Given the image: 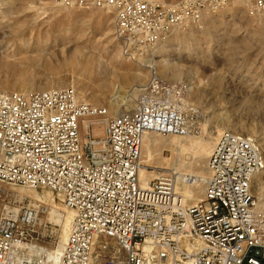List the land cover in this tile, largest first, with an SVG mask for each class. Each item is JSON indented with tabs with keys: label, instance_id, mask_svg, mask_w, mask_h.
Here are the masks:
<instances>
[{
	"label": "built area",
	"instance_id": "built-area-1",
	"mask_svg": "<svg viewBox=\"0 0 264 264\" xmlns=\"http://www.w3.org/2000/svg\"><path fill=\"white\" fill-rule=\"evenodd\" d=\"M54 1L111 12L126 52L144 55L233 0ZM242 1L264 25V0ZM149 67L133 107L113 116L71 86L0 92V264H51L39 241L45 208L15 187L47 189L73 212L57 264H264V205L253 189L264 156L253 137L220 134L195 203L182 201L168 169L141 185L145 133L192 131L186 84Z\"/></svg>",
	"mask_w": 264,
	"mask_h": 264
},
{
	"label": "rangeland",
	"instance_id": "rangeland-1",
	"mask_svg": "<svg viewBox=\"0 0 264 264\" xmlns=\"http://www.w3.org/2000/svg\"><path fill=\"white\" fill-rule=\"evenodd\" d=\"M246 8L244 1L233 0L206 12L200 24L176 29L153 54L141 55L126 52L115 34L114 15L106 10L63 8L54 0H0V92L71 86L85 102L107 107L113 116L133 107L150 81L149 66L167 83H185L188 108L183 112L192 131H151L145 140L159 143L144 142L141 177L153 179L160 169L171 171L176 182L195 177V183H187L200 194L188 199L179 193L186 204L195 203L204 196L206 165L216 140L230 130L219 126L223 121L256 139L264 156V25ZM261 175L254 185L264 196ZM14 191L45 208L40 243L52 253L63 247L69 229L52 220L51 212L70 217L71 210L47 189Z\"/></svg>",
	"mask_w": 264,
	"mask_h": 264
},
{
	"label": "bare ground",
	"instance_id": "bare-ground-1",
	"mask_svg": "<svg viewBox=\"0 0 264 264\" xmlns=\"http://www.w3.org/2000/svg\"><path fill=\"white\" fill-rule=\"evenodd\" d=\"M207 16H208V14H207ZM207 16H205L204 15V17H207ZM205 19V18H204ZM255 20V19H254ZM172 73H170V77H173V76H175V75H171ZM167 75V76H168ZM81 99V98H80ZM83 100V99H82ZM226 121H228V120H226ZM226 121H223V123H221V125H219L220 127H222L223 129H230V130H233V131H238V129H241L240 127L238 128V126L237 125H232V124H230V123H228V122H226ZM87 130V121L86 122H84V124H83V126H82V131H86ZM241 131V130H240ZM96 133H98L99 131L98 130H96L95 131ZM149 133H153V132H151V131H149V132H147V133H145V135H144V137H143V144H144V142L145 141H147L148 143H149V145H152V144H158L159 143V141L155 138V139H153L152 137L151 138H149L148 137V139L147 140H145L146 139V137L147 136H149ZM222 133V132H221ZM220 133V134H221ZM220 134H219V136H220ZM219 136H218V138H219ZM218 138H217V140H218ZM217 140H216V142H217ZM177 142V141H176ZM202 142V141H201ZM182 143L183 142H180V144L182 145ZM171 144V143H170ZM174 144V143H173ZM216 144V143H215ZM177 145H179V143H177ZM186 145V144H185ZM174 146V145H173ZM180 146V145H179ZM178 146V147H179ZM214 147H215V145H214ZM213 147V148H214ZM180 148H183V147H180ZM209 151V150H208ZM211 151V150H210ZM206 154H207V152H205ZM209 153V152H208ZM205 156V155H204ZM206 156H208V155H206ZM183 162V161H182ZM180 168L181 169H184L185 167H186V165H185V163H180ZM178 166V167H179ZM207 169V168H206ZM141 171H143V163H142V166H141V168H140V170H139V177H140V181H141V185L142 186H146L148 183H149V181L151 180H142V177H141ZM208 171V170H207ZM208 174H209V172H208ZM157 176V175H156ZM262 175H257L256 176V178L254 179V181H253V189H254V192L259 196V198H260V200H261V202H260V204L261 205H264V196L263 195H261V194H259L257 191H256V188H255V181L257 180V178H259V177H261ZM195 177H191L190 179H187V180H185L184 181V179H178L177 180V182L175 181V185H176V192H178V193H181V195H184L186 198H188V199H194L195 198V194H200V191H199V188H194L193 187V183H195V181L197 180V178L196 179H194ZM208 178H209V176H208ZM200 180V182H205V180L204 179H199ZM188 181H191V182H193L192 183V185H188ZM177 183V184H176ZM190 187H193V188H190ZM257 189L258 190H261V188H259V186L257 187ZM21 195V194H20ZM182 201H183V197H182ZM184 203H186V201H183ZM72 212V211H71ZM61 213V212H60ZM57 210H52V212H51V216H52V220H54L55 222H58V223H63L66 227V230H68L69 229V226H70V221H71V219H72V215L69 217H67V215H66V217L65 216H63L62 215V213L60 214ZM73 213V212H72ZM50 214V212H48V215ZM64 228V229H65ZM63 240V239H62ZM61 245L58 247V249H57V251L56 252H54V253H52L51 251H48V253H47V260H49V262L51 263V264H53V262H54V264H57V262H58V260H59V257H60V254H61ZM53 260V261H52Z\"/></svg>",
	"mask_w": 264,
	"mask_h": 264
}]
</instances>
